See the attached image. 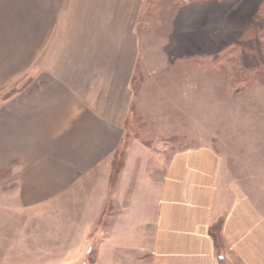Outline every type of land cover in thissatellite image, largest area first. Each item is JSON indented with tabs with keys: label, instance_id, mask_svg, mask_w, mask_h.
I'll list each match as a JSON object with an SVG mask.
<instances>
[{
	"label": "crops",
	"instance_id": "1",
	"mask_svg": "<svg viewBox=\"0 0 264 264\" xmlns=\"http://www.w3.org/2000/svg\"><path fill=\"white\" fill-rule=\"evenodd\" d=\"M142 2L0 0V198L18 194L12 206L0 202V264L20 237L21 207L84 186L114 207L101 251L108 264H264V203L228 185L211 146L178 149L152 170L143 164L151 149L136 137L126 144ZM189 4L176 28L200 15ZM36 60L27 91L5 98Z\"/></svg>",
	"mask_w": 264,
	"mask_h": 264
},
{
	"label": "rangeland",
	"instance_id": "2",
	"mask_svg": "<svg viewBox=\"0 0 264 264\" xmlns=\"http://www.w3.org/2000/svg\"><path fill=\"white\" fill-rule=\"evenodd\" d=\"M190 2L200 15L189 29L176 28L187 19L190 4H184ZM139 26L142 48L126 144H138L136 137L149 147L153 162L145 158L143 164L152 170L178 149L209 145L224 158L228 185L238 182L264 203V85L234 81L242 70L264 69V0H143ZM39 64H30L4 97L27 91L28 73L34 76ZM123 165L119 151L109 192ZM3 179L12 180L11 174ZM10 184L3 185L4 193ZM97 190L84 186L21 207L20 237L8 245L2 264H108L101 251L108 246L114 207L103 204ZM17 195L0 202L12 206Z\"/></svg>",
	"mask_w": 264,
	"mask_h": 264
},
{
	"label": "trees",
	"instance_id": "3",
	"mask_svg": "<svg viewBox=\"0 0 264 264\" xmlns=\"http://www.w3.org/2000/svg\"><path fill=\"white\" fill-rule=\"evenodd\" d=\"M255 30V26L253 27ZM261 36L264 38V29L261 32ZM234 81L241 85L249 84L250 87L254 86L256 83L264 85V69H261L257 72L242 70L241 73L235 74Z\"/></svg>",
	"mask_w": 264,
	"mask_h": 264
}]
</instances>
